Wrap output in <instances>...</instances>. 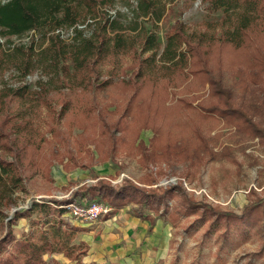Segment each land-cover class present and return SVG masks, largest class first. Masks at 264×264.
<instances>
[{"label":"trees","instance_id":"16d2710c","mask_svg":"<svg viewBox=\"0 0 264 264\" xmlns=\"http://www.w3.org/2000/svg\"><path fill=\"white\" fill-rule=\"evenodd\" d=\"M205 1L212 10H222L219 29L190 32L183 22L176 21L165 35L162 50L155 32L145 27L146 21L158 22L165 12L166 3L160 6L159 0H136L126 25L108 16L105 10L87 37L78 27L87 20L88 14H97L102 7L110 8L114 0H0V32L3 36L17 37L40 33L45 42L40 50L44 62L60 79L63 88L80 90L85 96L76 107L81 109L79 125L91 127L97 136L108 135L112 140L116 131L128 129V125L119 127L117 122H112L98 102L88 99L89 91H103L112 86L111 72L120 64L119 70L123 73V60L126 69L131 70L130 76L121 81L130 94L123 104L125 114L133 107H149L146 101L156 98V105L149 110L165 116L170 90L196 80L203 87L207 85L206 99L181 97L175 101V108L192 111L205 122L222 119L233 125L247 123L262 133L258 122H264V93L261 98L255 97L245 110L234 93L224 86L222 72L229 51L243 66L237 74L239 80L253 85L264 83V0ZM63 29H72L70 43L60 37ZM33 44L34 39L29 46H15L9 53L0 44V72L14 66L22 76L28 75L37 53ZM13 98L21 104L24 98L33 102L27 112L17 109L12 113L8 103ZM59 105L56 109L42 88L28 91L23 86L0 91V264H62L50 258L59 254L69 264H87L82 259L88 245L81 240V235L88 229L64 217L67 205L104 206L106 202L118 208L132 203L128 213L153 225L162 217L166 198L176 187L147 191L129 182L117 186L98 182L75 190L67 199H38L19 208L20 195L27 193L26 180L43 169V164L51 160L63 162L64 158L67 165L74 163L68 151L50 144L52 138L57 144L62 140L55 124L72 109L67 101ZM138 119L141 127L149 125L155 137L160 134L155 116L145 119L141 115ZM85 142L93 143L95 137L88 135ZM203 144L206 145L205 141ZM254 210L259 215L252 214ZM206 211L215 217L208 231L220 224L225 231L233 226L244 235L245 227L256 223L258 216L264 221V204L246 206L240 216L211 208ZM20 219L28 220L30 225L27 232L18 234L14 227ZM45 256L49 259H44Z\"/></svg>","mask_w":264,"mask_h":264},{"label":"rangeland","instance_id":"374dc122","mask_svg":"<svg viewBox=\"0 0 264 264\" xmlns=\"http://www.w3.org/2000/svg\"><path fill=\"white\" fill-rule=\"evenodd\" d=\"M163 3H166V9L161 19L155 23L152 20L145 22L146 29L155 32L161 50L165 45V35L176 21L183 22L188 31L198 32L214 27L219 29L223 20L222 10H212L205 0H159L160 6ZM135 6L136 0H114L110 8L102 7L97 14H88L87 20L78 28L84 36H90L105 10L108 16L126 25ZM59 33L63 40L71 42L72 29H63ZM32 39L37 53L31 72L22 76L14 66L5 68L0 72V91L23 86L28 91L42 88L56 109L61 102H69L72 109L59 124H55L62 140L57 144L52 138L50 144L68 151L74 163L67 165V158H64L63 162L51 160L43 164V169L26 180L27 193L20 195L19 208L38 199H67L75 190L95 186L98 182L112 186L129 182L147 191L176 186L166 198L167 205L160 219L153 225L138 219L145 222V237L155 233L157 238L149 253H156L161 241L164 245L160 257L155 256L159 259L154 264H264V221L261 216L256 223L245 227L242 235L233 226L225 231L220 224L208 231L215 217L206 211L211 208L240 216L246 206L264 204V122H258L262 133H257L247 123L233 125L222 119L205 122L192 111L175 108V101L181 97L197 101L206 99L207 85L203 87L196 80L170 90L169 110L165 116L149 110L156 105V98L146 101L149 107H133L130 113L125 114L123 104L130 94L121 81L130 76L131 70L126 69L127 64L123 60L121 68L125 71L122 73L118 64L111 72L112 86L103 91H89L88 99L98 102L112 122H117L119 127L128 125V129L116 131L112 140L108 135L97 136L91 127L79 125L81 109L76 107L85 96L80 90L63 88L60 79L44 62L40 50L45 42H42L40 33L17 37L3 36L0 32V44L7 53L15 46H29ZM227 56L222 82L248 110L255 97H262L264 83L253 85L239 80L237 74L243 66L229 51ZM23 101L21 104L15 98L9 99V112L14 113L17 109L27 112L33 100L24 98ZM141 115L145 119L149 115L155 116L159 135L155 137L149 125L145 128L140 126L138 118ZM38 121L43 124L40 118ZM42 130L45 129L42 127ZM88 135L95 137V142L86 143ZM45 137L51 140L49 134ZM164 151L167 158L163 156ZM131 206L132 203L110 207L105 202L103 208H109V211L96 222L102 225L106 219L115 218L121 225L133 226L138 221L128 213ZM252 214L259 215V211L254 210ZM64 217L75 225L79 223L69 217V213ZM118 219H123V224ZM29 225L28 220L20 219L14 229L18 234L27 232ZM99 226L96 227L98 232ZM129 234L131 236L133 231ZM59 255L50 258L69 264Z\"/></svg>","mask_w":264,"mask_h":264},{"label":"crops","instance_id":"0c3cea01","mask_svg":"<svg viewBox=\"0 0 264 264\" xmlns=\"http://www.w3.org/2000/svg\"><path fill=\"white\" fill-rule=\"evenodd\" d=\"M96 221L77 224L88 229L85 234L81 235V240L88 245V252L82 260L84 263L154 264L159 259V254H162L164 250L161 241L160 248L156 253H149V248L154 245L157 238H155V233L145 237V222H140L138 219V222H134L133 226L123 224V219H118L123 225L117 223L115 218L106 219L102 225ZM98 223L100 232L96 230ZM130 231H133L131 236ZM156 255L158 257H155Z\"/></svg>","mask_w":264,"mask_h":264},{"label":"built area","instance_id":"2783aa9c","mask_svg":"<svg viewBox=\"0 0 264 264\" xmlns=\"http://www.w3.org/2000/svg\"><path fill=\"white\" fill-rule=\"evenodd\" d=\"M108 209L109 208H103V206L96 203H92L89 206H80L76 204H69L66 206L69 217L82 224L96 221L101 215L107 213L109 211Z\"/></svg>","mask_w":264,"mask_h":264}]
</instances>
